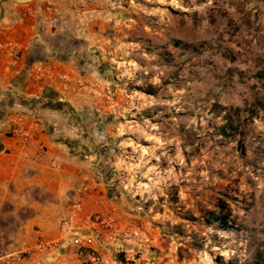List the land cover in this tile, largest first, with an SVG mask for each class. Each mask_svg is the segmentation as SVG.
Instances as JSON below:
<instances>
[{"label":"rangeland","instance_id":"1","mask_svg":"<svg viewBox=\"0 0 264 264\" xmlns=\"http://www.w3.org/2000/svg\"><path fill=\"white\" fill-rule=\"evenodd\" d=\"M93 29L54 42L119 213L93 248L119 264H264V0H100ZM218 200L228 229L204 219Z\"/></svg>","mask_w":264,"mask_h":264},{"label":"crops","instance_id":"2","mask_svg":"<svg viewBox=\"0 0 264 264\" xmlns=\"http://www.w3.org/2000/svg\"><path fill=\"white\" fill-rule=\"evenodd\" d=\"M48 2L52 13L45 10ZM99 11L100 0H0V42H12L17 52L14 60L0 53V250L27 251L21 262L8 264H81L73 235L61 223L82 176L86 190L74 234L95 247L105 229L92 226L90 217L119 214L104 188L100 155L72 116L82 113V100L70 96L78 79L73 58L58 59L54 45L68 35L85 42ZM61 72L70 81L59 80ZM11 116H19L30 133L26 144L12 133ZM38 241L56 243L38 251Z\"/></svg>","mask_w":264,"mask_h":264},{"label":"built area","instance_id":"3","mask_svg":"<svg viewBox=\"0 0 264 264\" xmlns=\"http://www.w3.org/2000/svg\"><path fill=\"white\" fill-rule=\"evenodd\" d=\"M45 10L49 13H52L55 11V7L53 4L48 2L45 5ZM0 53L2 55L9 56L11 60L17 59L16 47L10 41L0 42ZM57 78L63 82L70 81L68 74L64 72L58 73ZM9 121L12 125V133L22 144H26L29 140L30 133L22 125L21 118L19 116H11ZM85 190L86 178L85 176H82L73 191L68 213L61 223V230L67 235H73L72 242L78 248L80 256L85 264H119L115 259L113 260L112 258L99 253L93 247L89 246L87 244L89 243L88 239L79 238L76 234H74L73 223L76 221L78 213L81 210ZM90 222L92 223V226H99L105 230H108L107 233L109 238H111V229L114 226V217L111 212H107L105 214H95L90 217ZM55 243L56 242L38 241L35 244V248L38 251H43L53 247ZM26 252L27 251L25 250L13 252H5L0 250V264H8L12 262L19 263L25 258Z\"/></svg>","mask_w":264,"mask_h":264},{"label":"trees","instance_id":"4","mask_svg":"<svg viewBox=\"0 0 264 264\" xmlns=\"http://www.w3.org/2000/svg\"><path fill=\"white\" fill-rule=\"evenodd\" d=\"M218 201L216 209L207 211L204 219L207 223H215L221 229H228L229 211L224 201Z\"/></svg>","mask_w":264,"mask_h":264},{"label":"water","instance_id":"5","mask_svg":"<svg viewBox=\"0 0 264 264\" xmlns=\"http://www.w3.org/2000/svg\"><path fill=\"white\" fill-rule=\"evenodd\" d=\"M14 1H16V2H24V1H27V0H14ZM49 90H50V88L49 87H45L44 89H43V96H45L48 92H49ZM46 97V96H45Z\"/></svg>","mask_w":264,"mask_h":264}]
</instances>
